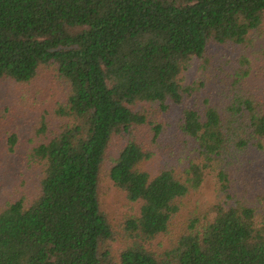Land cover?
<instances>
[{
  "label": "trees",
  "instance_id": "1",
  "mask_svg": "<svg viewBox=\"0 0 264 264\" xmlns=\"http://www.w3.org/2000/svg\"><path fill=\"white\" fill-rule=\"evenodd\" d=\"M263 19L264 0H0V84L43 85L27 106L35 178L0 204V264H264V187L245 173L249 148L263 147L264 97L246 89L250 52L235 75L212 64ZM208 78L213 96L196 100ZM1 121L0 179L17 140ZM172 125L191 140L181 175L189 140L168 139ZM153 154L173 163L141 170ZM108 160L112 185L139 205L118 255L99 197ZM207 177L213 199L192 200Z\"/></svg>",
  "mask_w": 264,
  "mask_h": 264
},
{
  "label": "rangeland",
  "instance_id": "2",
  "mask_svg": "<svg viewBox=\"0 0 264 264\" xmlns=\"http://www.w3.org/2000/svg\"><path fill=\"white\" fill-rule=\"evenodd\" d=\"M260 46L262 49L259 48ZM216 50L218 57L213 58L212 64L217 62L219 57H222L221 66L224 67V69H228L229 73H232L233 75L236 73H234L235 69L232 68V65L236 64L235 62H237L242 55L250 52L248 54L250 56H247L250 60L251 66L250 73L245 77L247 81L246 89L253 92L257 97H264V19L251 40L247 43L246 48L234 47L231 50L223 51V53H221V48H214L213 52H216ZM192 81H196L197 85L198 82H200L195 76L194 68L189 69L186 84H190ZM41 86L43 85L39 82L29 86H19L10 81L0 84V116L2 117V132L4 136L6 134L8 136V133L5 132L9 130L11 133L15 134L17 139L14 147L15 153L10 154V159L8 156L6 158L5 156L3 157L4 166L1 171L4 173V177L2 176L0 179V204L4 203L6 200H11L14 191L19 195L21 194L20 191H22V189L24 191V188H19L20 181H26L27 186L25 190H29V184H31L29 181L35 178L36 170H34V166L31 163H27L25 166L23 160H25L24 155L26 156L27 154V148L38 141L34 132L36 131V128L39 127V121H37V118L32 117L31 112L33 111L30 110L31 108H27V106L30 101L41 96L36 95L35 88L38 87L39 89ZM207 87L208 88L205 92L198 94L196 100H203L204 97L213 96L215 92V84L210 78H208ZM189 101V107L193 106L192 104L194 100L190 99ZM183 108L184 106H182V108H176L173 113L165 115L168 122H175ZM153 117H156L155 113L153 114ZM150 118L151 121L154 120V118ZM155 123L158 124L160 121L158 120V122ZM49 129L51 128L49 127ZM168 134L169 136L167 138L170 140H177L176 137H178V139L180 138L179 140H186V142L187 139L189 140V144H187L185 150V161H183L181 165H178L175 161L174 168L181 175L183 172L182 170H184L190 159L188 151L191 150V140L188 137L185 138L181 135L182 132L176 127V125L168 127ZM120 144L121 140L119 137L113 138L109 149L110 156L115 154ZM175 144L176 148L182 145L181 141H179V143L175 142ZM262 145L263 147L261 149L256 146L249 148V154H247L245 158L246 164L248 165V168L245 169V173L250 175L251 178H261L260 183L264 187V143H262ZM109 162L110 160L105 162L102 167L99 197L102 209L109 217L113 232V237L110 241L112 253L113 255H118L129 243V237L125 231V223L129 218L138 216L139 205L135 202H129L126 199L125 194L112 185L108 178ZM167 162L173 163V158L161 160L159 156H154L153 154L148 160L143 161L140 169L154 175L163 169ZM11 163L16 164L15 169ZM214 182L215 181L212 178L207 177L197 194H193L192 200L200 198L202 200L210 201L213 199ZM159 242L164 243L163 240H157L154 243L156 245Z\"/></svg>",
  "mask_w": 264,
  "mask_h": 264
}]
</instances>
